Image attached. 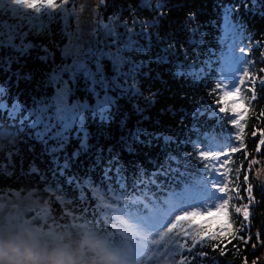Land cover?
<instances>
[{
    "label": "trees",
    "instance_id": "trees-1",
    "mask_svg": "<svg viewBox=\"0 0 264 264\" xmlns=\"http://www.w3.org/2000/svg\"><path fill=\"white\" fill-rule=\"evenodd\" d=\"M141 2L142 0H107L109 6L106 11H103L102 16L108 19L121 5L125 8L129 5L136 7ZM152 3H155V0H152ZM229 7L232 8L233 23L243 26L237 31V34L241 36V45H250L252 42L256 45L254 50L249 51V57L245 58L253 61L254 67L249 66L250 71L257 77L264 75L259 72L260 68H264V61L261 59V49H264V0H167L166 18L162 21V26L159 29H152V32L159 31L162 40L167 37L175 43L172 52L178 55L162 52L161 49L168 48V43H158L155 35L152 37V46L148 51L139 52L133 49L124 53L136 64L141 62L144 64L128 77L129 85H131L132 77L135 76L139 82L137 87L141 94H135L134 88H129L126 93L120 89L116 90L118 92H113L115 104L106 114L109 117L106 121H101L98 114L93 117L90 111H85L84 130L89 134L90 146L87 151L80 150V140L73 132L59 153L49 154L45 150L46 146L37 141L34 136H30L26 130L20 133L16 147L12 148L9 154L10 144L4 139V132L0 131V145H4L3 150H0V193L5 197L7 195L13 197L11 202L13 204L0 206V218L9 222L30 223L51 237L50 233L61 235L59 241H67L78 247L86 264H113L105 258L107 256L117 257L119 264H123L127 251L122 247L113 246L104 232L99 230L98 227H104L103 217L99 211L94 213L96 201L92 198L91 192L84 189V199L81 200L80 190L76 188L75 183L67 182L68 177L78 176L82 180L90 176L94 183L100 184L103 179V168L107 166L109 158L107 149L111 147L119 152L120 156L118 162H114L113 173L110 175L114 174L115 165L119 163L123 166V174L130 186L139 167H151L149 160L158 157L163 161L170 154L183 161L185 159L183 153L196 151L194 144L202 150L214 141L223 144L225 137L230 133L234 134V129L230 123L225 122L216 104V99L222 95V91L216 90L213 95L209 94L220 82L217 78L220 76L218 70L223 64L221 55L228 54L229 46L233 41L232 36L225 32V11ZM193 14L195 19L188 23L189 17ZM128 15L127 11L123 13L124 18ZM141 18L152 19L154 16L143 12ZM0 19H6V17H0ZM24 23L27 30L29 25L27 21ZM32 23L36 25L37 30L43 28L44 33H52V35H32L30 39L34 43L48 46L55 57L54 61L49 60L45 64L36 58V50H31L30 54L24 56L8 49L4 50L0 57L3 61L0 64V87L4 88L5 92L0 96V102L6 105V109L0 112V126L8 132L20 127L25 114L24 108L34 107L35 101L54 94L55 88L46 83L53 67L61 63L59 50L54 45L60 44L63 47L67 42L66 38L61 40L60 37L63 28L61 19H49L46 15L34 14ZM193 29L198 30L193 32ZM126 39L127 34L123 32L115 45H121ZM132 39L138 42V46L148 47L149 42L146 38L133 36ZM189 40H194L196 43L190 44ZM117 48L119 47H114L113 51ZM123 48L124 44L121 49ZM184 52L188 53L187 57L184 56ZM157 54L166 56L168 62H158ZM9 55L13 57L11 62L8 60ZM101 60L105 67V75H115L112 71V63L106 57ZM193 62L196 64L197 71L203 68L204 73L207 74L201 73L199 79L187 74L174 75L177 64L183 65L186 73L188 65ZM209 63L211 67L208 66ZM130 68L131 65H125L122 70L129 72ZM29 74H31L30 80L23 78ZM82 86L81 77L78 87ZM256 88L257 100L253 101L251 106L247 102L243 103L244 111L247 109V115L243 117V120L247 122L244 142L248 157L245 159L243 156L245 150L233 154L232 166L242 165L241 175L237 177L234 172L230 173L232 180L230 187L238 183L239 195L246 203L247 199L243 194V171L248 169L249 160L258 161L249 171V184L253 185V198L256 201L255 204L250 205V223L245 231L236 232L241 226L242 218L233 211L232 216L235 222L232 223V230L222 236L227 244L226 254L221 256L219 250L214 252L210 247L205 248L203 251L208 255L196 257L192 260V264H212V261H217L218 264H245V261L246 264H253V261L261 264L260 258L264 254V183L258 180L256 173L260 172L261 178H264V149L259 153L255 151L257 138L252 136V129L253 127L264 129V117L257 119L260 110L264 109V88H261L258 81ZM73 98L83 100L85 93L78 90ZM230 100H235V97H231ZM89 101L91 104L95 103L94 98ZM14 102H18L23 107L14 118L10 119L7 108H11ZM137 128L144 131L140 132L138 139L134 140L131 134ZM165 136L171 137L167 144L164 141ZM80 137H83V133H80ZM122 137L124 140L121 139ZM53 144L54 142L50 141L47 147L50 148ZM127 144H130L134 151L128 152ZM98 149H102V155L105 157L100 165L95 164ZM78 150L80 155L72 158L71 154ZM65 155L69 158V167L63 169V175H61L62 170L57 165L64 164ZM53 156L57 158L56 164L52 163ZM196 165L195 158L188 161L187 180L191 181L197 176ZM175 166L173 162V167ZM34 168L36 171L33 170ZM181 170H184L183 164H181ZM107 184L115 185L114 178L105 181V185ZM16 192L26 197L31 193L32 197L38 199L37 201L44 202L46 219L40 217L29 205H18ZM60 195L65 197L66 202H61L57 198ZM232 195L236 196L235 193ZM230 203L239 206L240 201L234 198ZM69 212L72 215H69ZM82 216L86 217L88 222L81 223ZM189 219L192 221V218ZM232 233L251 237V239L247 244L239 239L228 243ZM253 244L256 245L255 248L252 247ZM97 245L105 249L103 254Z\"/></svg>",
    "mask_w": 264,
    "mask_h": 264
},
{
    "label": "snow or ice",
    "instance_id": "snow-or-ice-1",
    "mask_svg": "<svg viewBox=\"0 0 264 264\" xmlns=\"http://www.w3.org/2000/svg\"><path fill=\"white\" fill-rule=\"evenodd\" d=\"M70 3L71 9H69ZM108 6L107 0H97L95 5L86 3L77 5L75 0H0V17H6V19H0V57L5 49L21 56L30 54L31 50H36V58L39 61L45 64L49 60L54 61L55 54L48 46L34 43L30 39L32 35H52V33H44L43 28L36 29V25L32 23L34 14L36 16L46 15L49 19L63 20L64 27L60 37L61 40L67 39L63 47L60 44L54 45L59 50L61 63L53 67L46 82L55 88L54 94L35 101L34 107L24 108L25 114L20 127L14 131L8 132L0 126V131L4 132V139L10 144L9 154H11V149L16 147L20 133L26 130L30 136H34L37 141L46 146L45 150L49 154L59 153L73 132L80 140V150L87 151L90 146L88 144L89 134L84 130L85 111H90L93 117L98 114L101 121H106L109 119L106 114L115 104V100L109 95L110 91L115 92L120 89L126 93L129 88H134L135 94H141L137 87L139 82L135 76L132 77V84L129 87L125 85L128 84L130 73H135L144 64L143 62L136 64L124 53L133 49L139 52L148 51L152 46L153 35L158 43H168V48L161 49L162 52H172L175 48V43L167 37L161 39L159 31L152 32V29H159L166 18L167 0H155V3H152V0H142L140 5L136 7L129 5L127 8L121 5L112 16L108 17V23H104L102 15ZM245 8L247 10V5ZM125 11L129 13L126 18L123 17ZM143 12L153 15L154 18H141ZM81 13L86 15L82 16ZM69 17L75 22L74 29L70 27ZM194 19L195 14L189 17L188 23ZM25 21L29 25L27 30H25ZM242 27V25L233 23L232 8H227L225 11L226 34L235 35ZM120 28H123L124 34L128 35L123 49L117 48L116 53L105 52L99 48L93 49V42L88 39L89 37L98 35L103 29L106 35L113 38V43H116L122 35L118 31ZM197 30L193 29V32ZM133 36L146 38L149 42L148 47L138 46V42L132 39ZM189 43L194 44L196 41L189 40ZM255 47V42L241 46L239 48L241 55H236V44L233 41V44L229 46L228 54L221 55L223 64L218 70L220 76L217 78L220 82L215 85L213 92L209 93L213 95L216 90L222 91V95L216 99L218 111L223 114L225 122L230 123L234 129V134L230 133L225 137V143L219 144L214 141L202 150L194 144L196 151L183 153L185 157L183 161L170 154L163 161L158 157L153 158L148 162L151 165L150 168H138L130 186L123 174V166L119 163L115 165L114 174L110 175L113 173L114 162H118L120 156L119 152L111 147L107 149L109 158L107 166L103 168V179L100 184L94 183L90 176L82 180L78 176L68 177L67 182L75 183L76 188L80 190L81 200L84 199V189L91 192L92 198L96 201L94 213L99 211L103 217L104 227H98L99 230L104 232L113 246L122 247L127 251L123 264H192V260L196 257L208 255L203 249L209 247L214 252L219 250V254L224 256L227 244L222 236L228 232V229H219L205 237L207 230L203 226H194L189 217L223 214L228 218L229 223H234L232 216L234 211L238 217L242 218L241 226L236 232H243L248 228L250 205L256 203L253 198V185L249 184V171L258 161L249 160L248 169L243 171V194L247 199L246 203L239 195V184L230 187L232 183L230 173L234 172L237 177L241 175L242 165L233 167L232 157L233 154L245 150L246 147L244 137L247 122L243 120V117L247 115V109L241 112L237 110V106L244 102L251 106L252 102L257 100V81L261 88H264V75L257 77L253 74L249 67H254L252 59H245L249 57V51L254 50ZM172 54L178 55L176 52ZM184 56L187 57L188 53L184 52ZM104 57L112 61V71L115 75L110 77L105 75V67L100 62ZM12 59L13 57L9 55V62ZM69 59L71 63H68ZM156 59L158 62H168L166 56L159 54ZM261 59L264 61V49H261ZM2 62L0 58V64ZM93 65L95 70H93ZM125 65H131L129 72L122 70ZM208 66L211 67V63ZM176 68L175 76L187 74L199 79L200 74L204 73L203 68L197 71L195 62L188 65L186 73L183 65L177 64ZM259 72L264 73V68H260ZM16 75L19 77V73ZM81 77L83 86L78 87ZM120 77L125 78L123 84L119 82ZM23 78L30 80L31 74ZM78 90L85 93L83 100L73 98ZM4 92L5 89L0 87V96ZM231 97L239 99L230 100ZM91 98L95 99L94 104L89 103ZM22 107L18 102H14L11 108H7L8 117L14 118ZM5 109L6 105L0 102V112ZM261 117H264V109L260 110L257 119ZM143 131L144 129L137 128L131 134L132 139H138L139 133ZM80 133H83V137H80ZM252 136L257 138L255 151L259 153L264 149V129L253 127ZM121 139L124 140L123 137ZM170 140L171 137H164L166 144ZM50 141L54 144L49 148L47 145ZM126 147L128 152L134 151L130 144ZM3 148L4 145H0V150ZM80 150L73 152L72 158L79 156ZM243 156L247 159L246 150ZM193 158L197 160V176L189 181L186 179L189 175L188 161ZM104 159L102 149H98L95 164L100 165ZM68 160V156L65 155L64 164L57 165L62 170L61 175H63V169L69 167ZM173 162L175 167H173ZM52 163H57L55 156H53ZM181 164L184 166L183 171ZM33 170L36 171L35 168ZM256 177L264 183L260 172L256 173ZM113 178L115 185H105V181ZM233 193L236 194L235 197ZM57 198L61 202H66L62 195ZM234 198L240 201L239 206L230 203ZM28 199L32 200L31 193ZM68 214L72 215L71 212ZM81 220V223L88 222L84 216ZM237 239L247 244L251 237L232 233L228 243ZM97 247L101 248L102 254L105 252L100 245ZM252 247L255 248L256 245L253 244ZM105 258L113 264H119L117 257L107 256ZM212 264H218V262L212 261ZM253 264L256 262L253 261Z\"/></svg>",
    "mask_w": 264,
    "mask_h": 264
},
{
    "label": "clouds",
    "instance_id": "clouds-1",
    "mask_svg": "<svg viewBox=\"0 0 264 264\" xmlns=\"http://www.w3.org/2000/svg\"><path fill=\"white\" fill-rule=\"evenodd\" d=\"M0 264H86L78 247L30 223L0 218Z\"/></svg>",
    "mask_w": 264,
    "mask_h": 264
},
{
    "label": "rangeland",
    "instance_id": "rangeland-1",
    "mask_svg": "<svg viewBox=\"0 0 264 264\" xmlns=\"http://www.w3.org/2000/svg\"><path fill=\"white\" fill-rule=\"evenodd\" d=\"M75 2L77 5L82 4V3L95 5L97 3V0H75ZM69 9H71V3L69 4ZM81 15L84 16L86 14L81 13ZM102 18H103V16H102ZM69 19L71 21V17H69ZM103 20H104V23H108V19L103 18ZM61 21H62V27H64L63 20H61ZM71 22H72V26H70V27L72 29H74L75 28V22L74 21H71ZM118 31L120 33H122V35H123V32H124L123 28H120ZM228 34H230L232 36L233 41H235L236 55H240L239 48L242 46L241 45V38H240L241 36H239L237 33L235 35H233L231 33H228ZM88 39L92 40V42H93L92 46H93L94 50L99 48V49H103V51H105V52L111 51L112 53H116L117 49H116V51H113L114 50L113 48L119 47L121 49L123 44H125V42L128 40V35H127V39L124 40L121 45H118V44L115 45L117 42L113 43V38L106 35L105 32L103 31V29L100 30L98 35H96L94 37H89ZM233 41H232V44H233ZM112 43L114 45H112ZM108 61L110 63H112V61H110L109 59H108ZM68 63H71V59L68 60ZM101 64H102V62H101ZM93 70H95L94 65H93ZM108 76H111V74H108ZM65 78H67L66 75H65ZM122 79H123V81H122ZM124 80H125L124 77H120L119 82L123 84ZM128 86H129V81H128V84L125 85V87H128ZM116 92H118V91H116ZM113 94L114 93L112 91L109 92V95L112 96ZM235 99H239V98L235 97ZM89 103H91V102L89 101ZM237 110L244 112L243 103H241L237 106ZM15 197H16V202H18V205L19 204L29 205L30 207H32L36 210L37 214L40 217H43L44 219H46V217H47V214L45 212L46 205L44 202L37 201L38 199L36 197H32V200H29L28 197H26L25 195L20 196L18 194V192H16ZM12 199H13L12 196L7 195V197H5V196H3L2 193H0V206L4 205V204H13V203H11L13 201ZM33 201H36V202L33 203ZM189 218H192V224L194 226L195 225L203 226L207 230L205 235H209L211 233L216 232L219 229H224V228H227L228 232H230L232 230V227H233V224L229 223L228 218L223 214H215L214 213L213 215L196 216V217H189ZM50 235H52V237L57 239V240L61 239V235L52 234V233H50ZM260 263L264 264V254L260 258Z\"/></svg>",
    "mask_w": 264,
    "mask_h": 264
}]
</instances>
